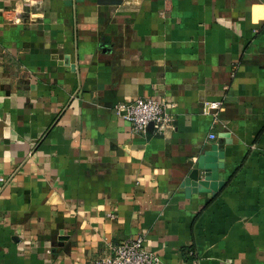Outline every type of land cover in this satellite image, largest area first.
<instances>
[{
	"label": "crops",
	"instance_id": "0c3cea01",
	"mask_svg": "<svg viewBox=\"0 0 264 264\" xmlns=\"http://www.w3.org/2000/svg\"><path fill=\"white\" fill-rule=\"evenodd\" d=\"M0 46V264H264V0H0Z\"/></svg>",
	"mask_w": 264,
	"mask_h": 264
},
{
	"label": "built area",
	"instance_id": "2783aa9c",
	"mask_svg": "<svg viewBox=\"0 0 264 264\" xmlns=\"http://www.w3.org/2000/svg\"><path fill=\"white\" fill-rule=\"evenodd\" d=\"M0 46V54L2 53ZM219 104L213 102L210 109H217ZM115 114L130 122L133 131L146 133L148 126L153 123L159 130L171 122L172 116L163 101L151 97H139L132 101L118 103L114 108ZM214 133L210 138H215ZM89 264H163L159 255L149 251L144 246V237L139 235L126 239L113 247L109 255L94 258Z\"/></svg>",
	"mask_w": 264,
	"mask_h": 264
},
{
	"label": "water",
	"instance_id": "95a60500",
	"mask_svg": "<svg viewBox=\"0 0 264 264\" xmlns=\"http://www.w3.org/2000/svg\"><path fill=\"white\" fill-rule=\"evenodd\" d=\"M153 123H151L149 126H148V128H150V127H153ZM199 168H203V165H202V158L200 159V161H199ZM198 170V169H197ZM196 171V170H195ZM196 172H198V171H196ZM195 172V173H196ZM206 176H209L208 175V172H207V175ZM195 177V176H194ZM195 179H196V177H195Z\"/></svg>",
	"mask_w": 264,
	"mask_h": 264
}]
</instances>
